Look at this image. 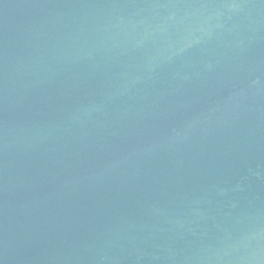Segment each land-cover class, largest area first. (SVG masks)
Listing matches in <instances>:
<instances>
[{
  "label": "water",
  "instance_id": "water-1",
  "mask_svg": "<svg viewBox=\"0 0 264 264\" xmlns=\"http://www.w3.org/2000/svg\"><path fill=\"white\" fill-rule=\"evenodd\" d=\"M0 264H264V0H0Z\"/></svg>",
  "mask_w": 264,
  "mask_h": 264
}]
</instances>
